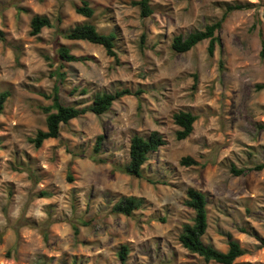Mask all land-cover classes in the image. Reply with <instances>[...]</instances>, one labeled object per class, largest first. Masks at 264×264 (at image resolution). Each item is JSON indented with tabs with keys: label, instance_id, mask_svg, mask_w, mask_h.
Masks as SVG:
<instances>
[{
	"label": "rangeland",
	"instance_id": "obj_1",
	"mask_svg": "<svg viewBox=\"0 0 264 264\" xmlns=\"http://www.w3.org/2000/svg\"><path fill=\"white\" fill-rule=\"evenodd\" d=\"M88 1L90 18L76 12L80 0H0V92L11 93L0 112V264H120L122 245L127 264H221L178 238L194 216L184 202L189 187L208 197L203 240L226 251L229 233L246 250L233 264H264V168L232 172L264 161V88L257 87L264 83V0H150L149 16L137 0ZM228 3L246 6L228 13L212 56L209 40L184 53L172 49L175 35L219 20ZM34 14L54 26L31 35ZM85 21L116 32L118 61L100 44L63 35ZM61 45L88 58L64 61ZM56 85L61 100L78 107L100 91L142 92L70 120L37 148L29 139L46 128L42 107L52 100L45 94ZM179 110L198 117L182 140L173 119ZM152 130L165 144L149 154L143 176L115 170L129 160L131 137ZM100 135L105 162L92 159ZM184 156L197 163L182 164ZM126 196L142 200L131 215L113 209Z\"/></svg>",
	"mask_w": 264,
	"mask_h": 264
},
{
	"label": "trees",
	"instance_id": "obj_2",
	"mask_svg": "<svg viewBox=\"0 0 264 264\" xmlns=\"http://www.w3.org/2000/svg\"><path fill=\"white\" fill-rule=\"evenodd\" d=\"M134 4L139 5L143 16H149L153 13V9L150 5V0H137ZM246 5L242 3H228L226 11L222 18L219 20L206 24L203 29H198L190 32L187 35L178 34L175 35L171 42L172 49L177 53H184L194 48L198 43L203 40H209L208 53L210 56L214 54L216 44L219 41L217 31L222 27L223 22L228 13L242 9ZM77 13L84 15L85 17H92L95 13V9L91 6L88 0H80V4L75 5ZM54 23L50 17L42 14H34L30 19V34L38 35L44 27H53ZM66 38L71 40H87L92 43L102 45L107 54L115 57L118 61V55L116 51V32H102L98 30L96 24L91 21H85L76 24L74 27L69 28L63 34ZM0 39L6 43V37L3 30L0 29ZM16 61L20 59V51L17 47ZM59 57L67 62L81 61L88 57L82 55H76L71 53L70 48L66 45H61L57 49ZM264 54V51H263ZM55 74L59 78H62L63 72L56 70ZM258 88H264V83L257 84ZM60 86L56 85L54 91L45 96L52 100V103L47 106H43L42 109L46 113L45 129L37 130L36 134L29 140L35 147H40L43 142L49 138H57L60 136L61 128L63 124H67L70 120L79 117L86 112H93L97 115H101L107 112L113 105V103L127 94L140 95L141 89L132 91L130 88L118 89L115 92L100 91L97 92L92 99V102L85 107H78L74 104H66L61 100ZM8 89L0 92V112L4 108V103L10 96ZM197 115L188 110H179L173 114L174 122L179 126L176 130V138L182 140L187 138L193 131L194 122L197 120ZM102 135L97 137L94 153L92 159L96 162H105L106 160L99 156L101 148ZM165 144L163 135L158 130H152L148 136L140 134H134L130 140L129 148V160L125 164L115 163V170L125 172L127 174L142 177L143 165L147 162L149 154L157 151L160 146ZM181 163L184 165H193L197 161L191 156H184L181 159ZM264 168V161L256 164L251 168L238 169L236 166H232V172L237 175L244 174L253 169L261 170ZM69 178L72 180L71 175ZM187 197L185 204L194 210V216L191 222H186L182 226V230L179 234V240L182 245L190 252L198 254L203 257L205 261H215L221 264H233L237 258L246 253V250L241 246L240 242L233 238L231 234H227L228 248L226 251L218 249L214 244L207 243L203 240V236L207 232L208 223V197L202 190L194 187L187 189ZM41 196H47L48 193L42 191ZM142 200L135 196L122 197L114 205L116 212L123 213L125 215H131L135 209L141 205ZM75 232L78 233V228H75ZM260 238V237H259ZM261 245L264 246V239L260 238ZM129 254V248L127 245H122L118 252L120 258V264H127Z\"/></svg>",
	"mask_w": 264,
	"mask_h": 264
}]
</instances>
